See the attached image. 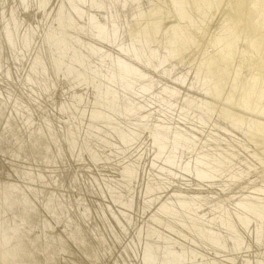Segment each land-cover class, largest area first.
I'll return each mask as SVG.
<instances>
[{
    "label": "bare ground",
    "instance_id": "bare-ground-1",
    "mask_svg": "<svg viewBox=\"0 0 264 264\" xmlns=\"http://www.w3.org/2000/svg\"><path fill=\"white\" fill-rule=\"evenodd\" d=\"M52 2L0 0L63 52L0 46V264H264V0Z\"/></svg>",
    "mask_w": 264,
    "mask_h": 264
},
{
    "label": "water",
    "instance_id": "water-1",
    "mask_svg": "<svg viewBox=\"0 0 264 264\" xmlns=\"http://www.w3.org/2000/svg\"><path fill=\"white\" fill-rule=\"evenodd\" d=\"M79 1H81V0H79ZM25 2L27 3V0H20L21 6L22 5H25ZM82 2H84V0L81 1V3ZM63 6H65V5H63ZM80 8H78V9L81 11ZM82 9H84V6L82 7ZM9 10H10V6H9ZM72 11L75 12V15H73V19H74L73 22L75 24L76 19L79 20L78 14L76 12L77 11V8H75L74 10L72 8ZM26 12L27 11L23 12V14H26ZM41 13L42 12L38 11L37 14L33 16V18L30 16L31 14L29 15V20H32V24H31L32 29H30V27H28V33L27 34L21 33V34L17 35L15 33H12L10 31H7L8 30L7 28L10 27L11 25L3 24V19H0V46H2L1 47V49H2L1 50L2 57H7L10 60V67L7 70L8 72L15 73V71H17V69L19 68L18 66H20L22 64H25V59L28 58L25 55V59H24V55H23V57H18L17 56L18 58L16 60L15 59V56H14V55H16V53H14V50H15L16 47L18 49L17 52H19L20 54L23 53L24 50H26V51L29 50L28 53L31 54V56H30L31 59L33 58V55H35V53L37 52L38 47L42 49V54L43 53H46V52L47 53L50 52L49 50H46L45 49V47L48 46V45H50V44H55V46L53 47L55 49V51H57L58 49L60 50L59 47L61 45V40H60L59 37H57V31L50 32L51 34H48V27L50 26L49 23L52 20H50V19L47 20L45 18V15L43 13L42 14ZM66 14H67V12H66ZM67 17H69V16L68 15L65 16L63 14V18L60 21V27H61V23L66 22ZM66 24L68 25V22H66ZM61 30H62V28H61ZM48 35H50V37ZM59 35L63 39H65V41H67V38H65L63 36V33H61V31L59 32ZM50 38L53 40V42H49L50 41ZM46 39L48 41V45L47 44H44L46 42ZM145 43L147 45L145 51H149V49L151 48L150 46H151L152 43L149 40L148 41H145ZM60 51H61V53H63L62 50H60ZM47 57L50 58L49 54L46 55V56H43V58H47ZM142 58H143V60L146 59L144 56ZM7 64H8V62H7ZM61 67H62L61 70H63V71H60L62 75H69V77H72L73 76V74L70 73L71 72V69H70L69 63L67 64V67H66V69H68V71L64 70L63 69V66L60 65V68ZM52 68L54 69L53 65H52ZM161 68H164V67H161ZM27 69H28V66H27ZM52 74L53 73H51V75ZM10 88L11 87H9V89ZM89 90H91V89H89ZM57 95L59 97V94L58 93H57ZM182 104L186 105L187 103H185V100H183L182 101ZM116 140L118 142L120 141L117 138H116ZM62 141L65 144L64 146H66L67 145L66 139L63 138ZM182 150H184L185 152H187L185 149H182ZM230 157L233 158L234 161H235V158L233 156H230ZM224 161L226 162V160H224ZM150 168L152 169V165L150 166ZM195 173H197L198 175H202V171L199 172V171L196 170ZM194 176L195 175H191L192 180H195L196 182H201V181H197V179ZM156 178L161 181V179L159 177H156ZM152 183H153V180H152ZM2 187L5 190L7 188L5 185H3ZM261 195L264 196L263 194H261ZM8 202L11 204V206L16 205L17 207H19V204L21 202V199L17 196L16 192H4L2 189H0V241L3 238L4 239H7L6 237H9L10 235H13V239H14L16 237H20L21 234H22L21 232H19L17 230H14V227H15L14 226V222H9V224H8L7 223L8 220H6L2 216V208H3V205L6 206V207H9V209L11 210V206L7 205ZM25 203H28V202H25ZM17 213H21V211H17ZM6 215L7 214L5 212L4 213V216L7 217ZM208 217L210 218V216L207 215L206 220L209 219ZM11 220L13 221L12 218H11ZM240 223H241L240 220H238V224L239 225H240ZM19 224L21 225V223H19ZM231 224H232V228L235 229V224H233V223H231ZM236 226H237V224H236ZM18 227H22V226H19L18 225ZM94 228H96V225L94 226ZM26 235H27V233H26ZM238 235H241V233H239ZM31 241L33 242V240H31ZM128 257H129V255H128ZM260 264H263V263H260Z\"/></svg>",
    "mask_w": 264,
    "mask_h": 264
},
{
    "label": "rangeland",
    "instance_id": "rangeland-1",
    "mask_svg": "<svg viewBox=\"0 0 264 264\" xmlns=\"http://www.w3.org/2000/svg\"><path fill=\"white\" fill-rule=\"evenodd\" d=\"M30 1H34V3H37V1L38 2H41V0H29V2ZM81 1H83V0H81ZM81 1H79V0H72V2H70L69 0H53V7L55 8V7H58V9H62V12H64V13H66V12H68V10H71L72 11V4L73 3H81ZM86 1H88V0H84V2H86ZM246 1H248V0H246ZM84 2H82V3H84ZM72 3V4H71ZM70 4V5H69ZM63 5H65V6H63ZM51 7V6H50ZM64 7V8H63ZM50 9H52V8H50ZM222 16V17H221ZM226 16H228V15H225L224 13L222 14V13H220V15L218 14V15H216L215 16V18H216V23L217 22H219V23H221L225 18H226ZM218 17V18H217ZM251 145H253V144H251ZM254 197L255 198H259V197H257V195H254ZM253 197V198H254ZM245 212V211H244ZM247 215H248V213H246ZM250 216V215H249ZM251 217H252V215H251Z\"/></svg>",
    "mask_w": 264,
    "mask_h": 264
}]
</instances>
